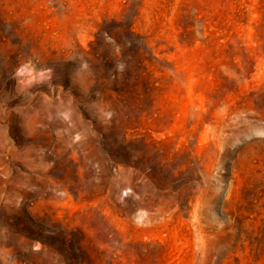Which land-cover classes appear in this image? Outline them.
I'll use <instances>...</instances> for the list:
<instances>
[{
    "label": "rangeland",
    "instance_id": "obj_1",
    "mask_svg": "<svg viewBox=\"0 0 264 264\" xmlns=\"http://www.w3.org/2000/svg\"><path fill=\"white\" fill-rule=\"evenodd\" d=\"M75 260L264 264V0H0V264Z\"/></svg>",
    "mask_w": 264,
    "mask_h": 264
},
{
    "label": "trees",
    "instance_id": "obj_2",
    "mask_svg": "<svg viewBox=\"0 0 264 264\" xmlns=\"http://www.w3.org/2000/svg\"><path fill=\"white\" fill-rule=\"evenodd\" d=\"M143 86H142V90H143V97H149L151 91H153V86L151 85V83L149 82V80L147 78H143ZM124 93L122 90H119V91H116V95L118 97L120 96H123ZM140 96L142 95H139V94H136V93H131V99H132V102H135L137 100V98H139ZM142 112V111H141ZM115 143H118V146L120 147V149L124 152V153H127V147H126V143H127V137H126V133L119 137L118 140H115ZM35 224V223H34ZM38 226V225H37ZM41 238H43L42 240V244L43 245H48V246H52L51 243H48V241H46L45 237H42L41 235ZM57 251L60 253V255L65 258V260L67 262H71V259H68V255H67V252L64 251V250H61V249H57ZM77 260V259H76ZM74 261L75 264H82V263H77V261Z\"/></svg>",
    "mask_w": 264,
    "mask_h": 264
}]
</instances>
